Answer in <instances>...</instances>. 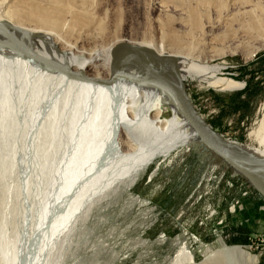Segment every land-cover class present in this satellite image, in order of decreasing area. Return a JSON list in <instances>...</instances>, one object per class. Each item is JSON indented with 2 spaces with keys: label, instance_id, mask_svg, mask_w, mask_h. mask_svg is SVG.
<instances>
[{
  "label": "bare ground",
  "instance_id": "1",
  "mask_svg": "<svg viewBox=\"0 0 264 264\" xmlns=\"http://www.w3.org/2000/svg\"><path fill=\"white\" fill-rule=\"evenodd\" d=\"M151 3L159 12L158 22L162 17L167 19L161 20L158 28L161 44L118 38L108 45L105 54H92L84 50L85 41L99 38L108 30L96 14V0H0V23L9 26L38 55L80 75L73 79L10 49H0V113L4 115L13 98L19 97L18 92H12L16 84L24 81L26 91L30 90L25 94V110L21 111L18 127L27 146L26 159H33L35 139L49 124L62 129L60 138L65 142L52 192L38 211L25 246L4 264H70L68 260L79 248L84 251L88 247L85 240L90 234V219L104 213L98 203L123 195L134 204L147 206V201L133 197L131 189L152 164L167 161L175 152L204 146L227 164L206 147L171 94L123 77L110 82L112 71L136 75L150 70L181 88L187 77L219 91L239 88L240 82L219 77V68L210 65L209 55L202 57L200 48L227 38L235 30L234 24L246 35L264 33V0ZM172 5L183 6L186 16L177 17ZM207 14L209 20L204 22ZM174 20L183 27L176 28ZM0 40H9L3 30ZM25 114L32 116L30 122ZM248 137L263 149L228 143L218 135L220 143L232 153L264 158V99ZM2 139L0 160L10 151V142ZM256 176L264 182V172ZM134 242V249L150 243L141 237ZM172 242L177 251L167 264H197L189 244L181 238ZM218 242L220 247H204L199 264H258L259 259L248 251L230 248L221 238ZM66 244L69 248L63 253Z\"/></svg>",
  "mask_w": 264,
  "mask_h": 264
},
{
  "label": "rangeland",
  "instance_id": "2",
  "mask_svg": "<svg viewBox=\"0 0 264 264\" xmlns=\"http://www.w3.org/2000/svg\"><path fill=\"white\" fill-rule=\"evenodd\" d=\"M96 8L108 30L99 38L86 40V52L105 54L116 39L152 40L161 44L158 28L161 20L167 19L162 17L158 22L159 12L151 0H96ZM171 9L177 17L186 16L183 6L172 5ZM208 20L207 14L204 22ZM22 22L26 24L25 19ZM173 24L179 29L183 27L176 20ZM233 26L235 30L227 38L203 48L201 45L200 54L210 56V65L219 68V77L240 82L241 87L219 91L195 77H187L184 88L199 114L213 129L219 130L224 141L263 149L248 134L264 99V33L257 34L263 38L255 36L256 33L247 34V38L243 30H237L238 24ZM21 82L20 86L13 85L16 90L12 88V92H18L19 97L24 95L23 100L13 98L6 113H0V139L10 142V151L0 160V264L25 246L35 217L53 190L65 150V142L60 138L62 129L56 130V124H49L35 139L33 159H26L27 146L18 127L30 90L26 91V82ZM241 94H246L248 105L235 112L234 101L243 100ZM26 116L30 122L32 116ZM177 153L165 162L152 164L131 189L133 197L147 201V206L134 204L123 195L98 203L104 213L90 219V234L85 240L88 247L84 251L79 248L75 258L72 255L68 260L70 264H81L80 260L84 264H167L177 251L172 242L177 238L189 244L197 264L203 261L204 247H220L219 238L230 248L244 246L239 248L257 257L258 264H264L261 195L244 176L204 146ZM140 237L150 243L134 249V241ZM158 240L166 242L157 244ZM67 248L66 244L63 253Z\"/></svg>",
  "mask_w": 264,
  "mask_h": 264
},
{
  "label": "water",
  "instance_id": "3",
  "mask_svg": "<svg viewBox=\"0 0 264 264\" xmlns=\"http://www.w3.org/2000/svg\"><path fill=\"white\" fill-rule=\"evenodd\" d=\"M0 30H3L9 37L8 41L0 40V49H10L17 54L27 56L46 67L66 74L73 79L79 78L78 76L80 75H76L66 67L38 55L34 50L24 45L9 26L0 23ZM146 73H149V77L145 76ZM119 77L128 78L139 85L156 86L171 94L206 147L222 158L227 164L234 167L238 173L242 174L244 177H241L246 179L248 183H250V186L253 187L264 199V182L256 176L258 173L264 172V159L237 155L222 145L218 139V135L220 134L219 130L213 129L212 126L201 117L185 88L179 87L176 83L161 75H157L150 70H147L145 73L139 72L138 74L133 75L114 69L112 71L110 82ZM239 247L244 248V246Z\"/></svg>",
  "mask_w": 264,
  "mask_h": 264
},
{
  "label": "trees",
  "instance_id": "4",
  "mask_svg": "<svg viewBox=\"0 0 264 264\" xmlns=\"http://www.w3.org/2000/svg\"><path fill=\"white\" fill-rule=\"evenodd\" d=\"M234 102H233L234 103L233 107H234L235 112H238L242 109H245L246 108L245 106L248 105V103L245 100H242L240 98H237L236 101H234Z\"/></svg>",
  "mask_w": 264,
  "mask_h": 264
},
{
  "label": "crops",
  "instance_id": "5",
  "mask_svg": "<svg viewBox=\"0 0 264 264\" xmlns=\"http://www.w3.org/2000/svg\"><path fill=\"white\" fill-rule=\"evenodd\" d=\"M264 56V55H263ZM259 82H261V80L259 81ZM246 94H241V98H243V100H245L246 101V96H245Z\"/></svg>",
  "mask_w": 264,
  "mask_h": 264
},
{
  "label": "built area",
  "instance_id": "6",
  "mask_svg": "<svg viewBox=\"0 0 264 264\" xmlns=\"http://www.w3.org/2000/svg\"><path fill=\"white\" fill-rule=\"evenodd\" d=\"M246 84V83H245Z\"/></svg>",
  "mask_w": 264,
  "mask_h": 264
}]
</instances>
